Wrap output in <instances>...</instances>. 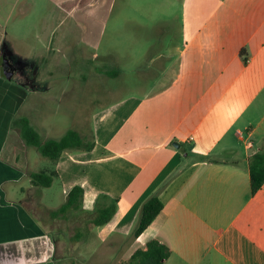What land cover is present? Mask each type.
I'll return each mask as SVG.
<instances>
[{
    "label": "crops",
    "instance_id": "crops-1",
    "mask_svg": "<svg viewBox=\"0 0 264 264\" xmlns=\"http://www.w3.org/2000/svg\"><path fill=\"white\" fill-rule=\"evenodd\" d=\"M178 1L177 40L149 58L151 86L125 115L95 119L91 151L57 161V176L63 165L72 180L62 195L84 192L80 209L52 218L66 200L52 206V185L31 183L40 154L16 122L31 124L36 100L48 99L46 55L66 38L50 33L44 52L17 51L3 26L20 0H0V60L11 67L7 74L0 63V264H118L152 239L170 250L164 264H264V185L252 194L248 170V157L264 150V0ZM86 17L79 39L95 47L103 18ZM102 196L117 200L114 216L85 226ZM154 196L163 209L134 238ZM70 216L85 217L72 234L63 226Z\"/></svg>",
    "mask_w": 264,
    "mask_h": 264
},
{
    "label": "rangeland",
    "instance_id": "rangeland-1",
    "mask_svg": "<svg viewBox=\"0 0 264 264\" xmlns=\"http://www.w3.org/2000/svg\"><path fill=\"white\" fill-rule=\"evenodd\" d=\"M92 1L20 0L12 6L11 14L8 10L5 12L7 20L3 30L10 35L8 40L17 51L27 52L32 48L33 52L34 47L38 50L32 54L44 52L43 45L52 39L50 33L55 41L66 38L63 48L45 53L47 61L50 57L48 64H53L52 83L48 86V99L36 100V112L31 118L32 126L43 139H59L69 130L88 135L90 139L93 135L95 139V119L110 110L125 115L154 81L145 76L149 58L177 40L178 0H111L110 5V0L99 5ZM85 15L103 18V26L96 22L95 47H84L79 39L80 27H84L77 20ZM99 29L102 31L98 41ZM50 128L51 132L47 131ZM79 153L85 152L68 151L66 155ZM38 157L37 171L57 169V162ZM61 170L62 176L54 179L49 190L50 204L55 207L62 205L60 201H67L62 187L72 181L70 171L63 165ZM70 217V225L64 222L63 226L71 234L72 227L89 225L88 218L80 223L85 217ZM54 225L61 226V222Z\"/></svg>",
    "mask_w": 264,
    "mask_h": 264
},
{
    "label": "trees",
    "instance_id": "trees-1",
    "mask_svg": "<svg viewBox=\"0 0 264 264\" xmlns=\"http://www.w3.org/2000/svg\"><path fill=\"white\" fill-rule=\"evenodd\" d=\"M22 139L28 146L36 148L38 153L56 163L63 153L68 151L89 152L94 147V137L83 135L75 130L67 131L59 139L43 141L39 132L31 126L28 119L23 118L16 122ZM248 170L251 193L255 194L264 185V150H260L248 157ZM58 177L55 170H40L30 174L31 183L40 188H48ZM83 189L74 186L68 193L67 201L58 210L51 212L55 218L65 214L68 210L81 208ZM103 200V201H102ZM117 209V200L107 196L99 197L95 207V214L89 221L94 226L107 224L114 216ZM163 209L162 201L154 196L148 199L141 208L138 224L133 232V237H139L151 225ZM170 256L169 248L161 241L152 239L147 242L145 249L136 250L127 261L118 264H164Z\"/></svg>",
    "mask_w": 264,
    "mask_h": 264
},
{
    "label": "flooded vegetation",
    "instance_id": "flooded-vegetation-1",
    "mask_svg": "<svg viewBox=\"0 0 264 264\" xmlns=\"http://www.w3.org/2000/svg\"><path fill=\"white\" fill-rule=\"evenodd\" d=\"M0 63H2L3 70L6 71V73L8 74L11 70L9 63L6 60H3V58H1Z\"/></svg>",
    "mask_w": 264,
    "mask_h": 264
},
{
    "label": "water",
    "instance_id": "water-1",
    "mask_svg": "<svg viewBox=\"0 0 264 264\" xmlns=\"http://www.w3.org/2000/svg\"><path fill=\"white\" fill-rule=\"evenodd\" d=\"M12 73H10V75H11ZM10 75H7L6 77H9ZM174 146H176V147H179V145L177 144V143H174Z\"/></svg>",
    "mask_w": 264,
    "mask_h": 264
}]
</instances>
